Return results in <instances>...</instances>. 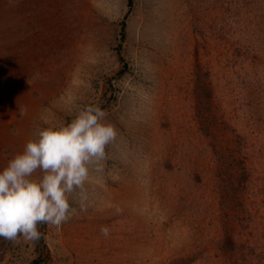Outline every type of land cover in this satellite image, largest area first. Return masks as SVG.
<instances>
[{"label": "rangeland", "instance_id": "rangeland-1", "mask_svg": "<svg viewBox=\"0 0 264 264\" xmlns=\"http://www.w3.org/2000/svg\"><path fill=\"white\" fill-rule=\"evenodd\" d=\"M89 105L85 210L0 264H264V0H0V170Z\"/></svg>", "mask_w": 264, "mask_h": 264}, {"label": "clouds", "instance_id": "clouds-1", "mask_svg": "<svg viewBox=\"0 0 264 264\" xmlns=\"http://www.w3.org/2000/svg\"><path fill=\"white\" fill-rule=\"evenodd\" d=\"M106 116L99 105H89L65 126L38 129L36 139L0 170V238L35 244L43 235L40 225L59 228L78 214L70 202L74 194L79 211L85 210L90 171L93 166L102 171L106 147L117 137ZM37 172L41 176L34 179ZM100 232L108 237L110 229L103 226Z\"/></svg>", "mask_w": 264, "mask_h": 264}, {"label": "trees", "instance_id": "trees-1", "mask_svg": "<svg viewBox=\"0 0 264 264\" xmlns=\"http://www.w3.org/2000/svg\"><path fill=\"white\" fill-rule=\"evenodd\" d=\"M129 4H130V5L132 4V0H129Z\"/></svg>", "mask_w": 264, "mask_h": 264}, {"label": "bare ground", "instance_id": "bare-ground-1", "mask_svg": "<svg viewBox=\"0 0 264 264\" xmlns=\"http://www.w3.org/2000/svg\"><path fill=\"white\" fill-rule=\"evenodd\" d=\"M46 45V44H45ZM32 57H33V55H32ZM19 76H21V75H19ZM35 88V87H34ZM36 89V88H35ZM32 90V89H31ZM27 91V90H26ZM29 98V97H28Z\"/></svg>", "mask_w": 264, "mask_h": 264}]
</instances>
